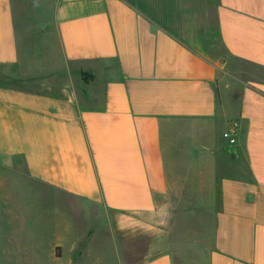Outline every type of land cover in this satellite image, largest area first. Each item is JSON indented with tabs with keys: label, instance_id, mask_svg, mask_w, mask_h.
Instances as JSON below:
<instances>
[{
	"label": "crops",
	"instance_id": "obj_1",
	"mask_svg": "<svg viewBox=\"0 0 264 264\" xmlns=\"http://www.w3.org/2000/svg\"><path fill=\"white\" fill-rule=\"evenodd\" d=\"M53 22L77 84L0 85V258L80 264L95 238L30 244L31 210L5 193L24 179L103 212L120 245L166 218L135 264H264V0H56ZM19 62L0 0V77Z\"/></svg>",
	"mask_w": 264,
	"mask_h": 264
},
{
	"label": "rangeland",
	"instance_id": "obj_2",
	"mask_svg": "<svg viewBox=\"0 0 264 264\" xmlns=\"http://www.w3.org/2000/svg\"><path fill=\"white\" fill-rule=\"evenodd\" d=\"M55 2L56 0H13L20 62L14 71L12 70V74L0 77V85L36 93L55 94L70 89L71 84H77V79L70 80L67 74L68 67L62 59L53 22ZM14 161L21 169L20 159L15 158ZM11 181L5 187V193L10 196L9 202L25 204L31 210V214L25 216V219L29 217L32 219L33 230L26 234L30 244L32 242L38 247L42 243L43 235L47 241L51 239L55 241L57 231L62 243L66 245L69 240L74 239L73 227L76 226L79 228L78 233H82L84 228L87 237H95L93 241L83 242L80 249L76 251L74 257L82 253L83 247L90 245L80 264H123V258L125 264L137 263L142 259L146 245L149 246L152 241L154 234L152 232L156 228H162L163 222L167 220L163 217L153 218V228L148 232L141 231L140 222L134 221L133 228L138 231L133 232L132 240L124 241L120 245L119 242L113 243L110 240V236L116 231V225L113 223L109 226L108 218L103 212L95 211L94 216H90L88 207L71 197L65 198L63 203L47 197L39 199L33 191L35 187L33 184L24 179ZM42 190L44 191V188ZM1 217L0 215V225L2 224ZM37 223L49 227L48 229L54 232L43 231L42 234L36 228ZM191 235L193 234H188V236ZM28 240L22 243L27 245ZM12 257L0 258V264H24ZM67 259L68 250L58 263H52L47 259H42L43 262H39L41 259H34V263L68 264ZM176 264L183 263L176 258Z\"/></svg>",
	"mask_w": 264,
	"mask_h": 264
},
{
	"label": "built area",
	"instance_id": "obj_3",
	"mask_svg": "<svg viewBox=\"0 0 264 264\" xmlns=\"http://www.w3.org/2000/svg\"><path fill=\"white\" fill-rule=\"evenodd\" d=\"M223 138L227 140L229 144H234L238 136V126L236 123L229 126L222 134Z\"/></svg>",
	"mask_w": 264,
	"mask_h": 264
}]
</instances>
